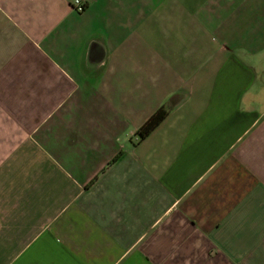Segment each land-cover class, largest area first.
I'll list each match as a JSON object with an SVG mask.
<instances>
[{"label": "crops", "instance_id": "1", "mask_svg": "<svg viewBox=\"0 0 264 264\" xmlns=\"http://www.w3.org/2000/svg\"><path fill=\"white\" fill-rule=\"evenodd\" d=\"M82 1L0 0V264H264V0Z\"/></svg>", "mask_w": 264, "mask_h": 264}, {"label": "trees", "instance_id": "2", "mask_svg": "<svg viewBox=\"0 0 264 264\" xmlns=\"http://www.w3.org/2000/svg\"><path fill=\"white\" fill-rule=\"evenodd\" d=\"M166 111L161 108L156 111L136 132L139 139L145 138L166 116Z\"/></svg>", "mask_w": 264, "mask_h": 264}, {"label": "built area", "instance_id": "3", "mask_svg": "<svg viewBox=\"0 0 264 264\" xmlns=\"http://www.w3.org/2000/svg\"><path fill=\"white\" fill-rule=\"evenodd\" d=\"M70 4L76 13H83L85 9V3L82 0H71Z\"/></svg>", "mask_w": 264, "mask_h": 264}]
</instances>
